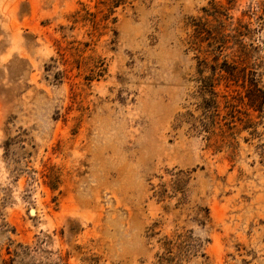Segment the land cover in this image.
Returning a JSON list of instances; mask_svg holds the SVG:
<instances>
[{"label":"rangeland","instance_id":"374dc122","mask_svg":"<svg viewBox=\"0 0 264 264\" xmlns=\"http://www.w3.org/2000/svg\"><path fill=\"white\" fill-rule=\"evenodd\" d=\"M255 81L264 0H0V264H264Z\"/></svg>","mask_w":264,"mask_h":264},{"label":"trees","instance_id":"16d2710c","mask_svg":"<svg viewBox=\"0 0 264 264\" xmlns=\"http://www.w3.org/2000/svg\"><path fill=\"white\" fill-rule=\"evenodd\" d=\"M201 64H206L205 60H202ZM222 68L229 72L232 75L237 74V68L235 65H232L228 63L227 61L223 63ZM202 70V69H201ZM201 78L199 82L201 83V86L199 87V94L201 95L202 99V107L205 108L206 116L210 117V115H217V96L218 92L216 90V84L210 77H205L201 74ZM251 92L252 95L250 96V102L249 104L252 107H255L256 110L262 111L263 105H264V90L259 86V84L255 81L252 82L251 86ZM214 108V112L211 113V109ZM215 113V114H214ZM186 116L193 117V114L191 112H187L185 115H183L184 120L188 119ZM201 129L208 131L209 125L208 122L201 120ZM194 128H198L197 124H193Z\"/></svg>","mask_w":264,"mask_h":264}]
</instances>
